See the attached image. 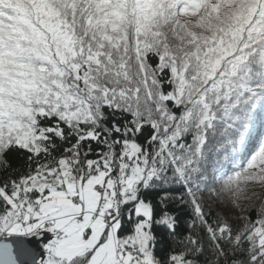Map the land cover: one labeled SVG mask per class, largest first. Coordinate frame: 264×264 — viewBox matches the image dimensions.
<instances>
[{
    "label": "snow or ice",
    "instance_id": "6c2138e0",
    "mask_svg": "<svg viewBox=\"0 0 264 264\" xmlns=\"http://www.w3.org/2000/svg\"><path fill=\"white\" fill-rule=\"evenodd\" d=\"M0 264H264V0H0Z\"/></svg>",
    "mask_w": 264,
    "mask_h": 264
},
{
    "label": "water",
    "instance_id": "95a60500",
    "mask_svg": "<svg viewBox=\"0 0 264 264\" xmlns=\"http://www.w3.org/2000/svg\"><path fill=\"white\" fill-rule=\"evenodd\" d=\"M40 248H42L43 247V245L42 244H40V245H38Z\"/></svg>",
    "mask_w": 264,
    "mask_h": 264
}]
</instances>
